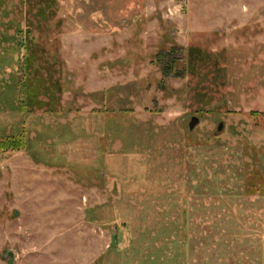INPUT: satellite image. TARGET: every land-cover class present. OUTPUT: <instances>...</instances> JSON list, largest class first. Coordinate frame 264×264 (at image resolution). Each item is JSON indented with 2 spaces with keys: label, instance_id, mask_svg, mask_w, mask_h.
<instances>
[{
  "label": "rangeland",
  "instance_id": "1",
  "mask_svg": "<svg viewBox=\"0 0 264 264\" xmlns=\"http://www.w3.org/2000/svg\"><path fill=\"white\" fill-rule=\"evenodd\" d=\"M116 3L0 0V264H264V0Z\"/></svg>",
  "mask_w": 264,
  "mask_h": 264
},
{
  "label": "crops",
  "instance_id": "2",
  "mask_svg": "<svg viewBox=\"0 0 264 264\" xmlns=\"http://www.w3.org/2000/svg\"><path fill=\"white\" fill-rule=\"evenodd\" d=\"M97 2H98V3H100V2L103 3V7H104V9H105L106 11H107V10L110 11V9H111V7H112V3L117 4V3H116V0H97ZM135 3H136V2H135ZM101 5H102V4H101ZM128 8H129V9H128L129 13H131V12H132V9H133V6H129ZM97 15L100 17V14H99V13H96V14L94 13L92 17L96 20L95 16H97Z\"/></svg>",
  "mask_w": 264,
  "mask_h": 264
},
{
  "label": "water",
  "instance_id": "3",
  "mask_svg": "<svg viewBox=\"0 0 264 264\" xmlns=\"http://www.w3.org/2000/svg\"><path fill=\"white\" fill-rule=\"evenodd\" d=\"M200 123V119L197 117H193L190 122V130H194V128Z\"/></svg>",
  "mask_w": 264,
  "mask_h": 264
},
{
  "label": "trees",
  "instance_id": "4",
  "mask_svg": "<svg viewBox=\"0 0 264 264\" xmlns=\"http://www.w3.org/2000/svg\"><path fill=\"white\" fill-rule=\"evenodd\" d=\"M173 69V66L172 65H170L169 66V70L171 71ZM170 71H168V70H165V76H167L168 75V72H170Z\"/></svg>",
  "mask_w": 264,
  "mask_h": 264
}]
</instances>
